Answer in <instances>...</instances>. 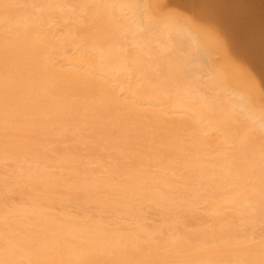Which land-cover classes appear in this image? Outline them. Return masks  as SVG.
Returning a JSON list of instances; mask_svg holds the SVG:
<instances>
[{"label":"bare ground","instance_id":"6f19581e","mask_svg":"<svg viewBox=\"0 0 264 264\" xmlns=\"http://www.w3.org/2000/svg\"><path fill=\"white\" fill-rule=\"evenodd\" d=\"M158 1L0 0V130L21 134L0 135V162L21 172L19 194L113 210L150 201L166 216L126 232L49 215L37 201L5 224L0 209V264H264V102L228 70L233 53L264 69V0H169L187 19ZM68 127L127 155L63 184L48 161L74 174L84 164L47 134ZM179 163L191 170L184 186L166 174ZM185 212L202 228L189 231Z\"/></svg>","mask_w":264,"mask_h":264},{"label":"rangeland","instance_id":"374dc122","mask_svg":"<svg viewBox=\"0 0 264 264\" xmlns=\"http://www.w3.org/2000/svg\"><path fill=\"white\" fill-rule=\"evenodd\" d=\"M168 1L169 0H159L158 1L159 6L163 9L162 14H165V15L170 14L173 16L178 15L177 17H179L181 19H183L185 17H186L185 19H187L189 17V14H188L189 12L187 13L185 8L180 6L181 4L169 1V5H168ZM33 7L34 6L31 5L30 7H27L26 9L28 11H30V10L32 11ZM14 8H16V9L22 8V6L21 7L14 6ZM32 12H34V11H32ZM29 17H31V16H29ZM17 26L18 25L13 24L12 26H10V29L15 28ZM238 54H240L241 56ZM238 54L233 53L235 60L232 59L236 65V67H235V65L232 67H231V64L228 65L229 66L228 70L230 69V71H231V72L229 71L230 74L232 73L233 69H234L233 70L234 72L232 74L237 75V76H238V74L240 75V73L242 71L243 76L240 75L239 78L244 77L246 82H248V80H249V79L247 80V78H250V80L253 81L252 83L255 84V87H258V88H256L257 89L256 92L257 93L259 91L261 92V93L259 92L257 96H259V97L261 96V98L263 99L262 101L264 102V75H263L264 69L262 68V70H263L262 71L259 68V66L254 61H251L248 57H246L245 54H243V53H238ZM219 56L220 55L215 56L214 59H216V60L220 59L221 56L220 57ZM235 68H236V70L238 68L240 70L238 69V71H236V73H235ZM244 74H245V76H244ZM251 77H253L254 80ZM79 134L83 135L86 138L88 136L87 140L82 141V143H85V144L80 145V144L72 141L74 139H77V136ZM91 134H92L91 131L84 132L78 127H68L67 130L65 131L64 135H59V134L52 133V132L48 133L47 138H50V141L53 142L52 146H51L52 148H54V149L59 148L62 151L66 150L68 148H75V147L78 149V153H79L80 157L82 158L81 162L84 164L83 169H82V167L79 169H80V171L82 170L85 174H82V171L80 173L79 169L77 171L78 174L77 173L74 174V171H76V169L74 170V168H75L74 164L58 165L53 161H48V168L46 169V171L53 173L54 175H57L58 177H61L62 180L60 178L59 179L62 181L63 184H69L71 179L72 180H75L78 178L89 179L91 177L90 174L92 172H97L98 170H100L101 165H108L107 167H109V165L111 166L114 163L115 158H125L126 157L127 154L123 151H121V153L118 151L115 154L112 151H108L109 144L107 142H102L101 145L97 146L96 144H94L95 142L91 138L92 137ZM0 135H3V136L4 135H9V136L11 135L10 139H15V138H18L21 134L18 131H13V130H8L6 132L3 130H0ZM66 135H67V137H64ZM89 146L95 147L98 150V152H99L98 155L100 157L96 155L92 160H89L87 157L89 154V150L87 149V147H89ZM62 153L65 154L66 152H62ZM115 155H116V157H115ZM24 161H25V163L22 161L21 163H23V164L20 163L21 165L19 164V166L28 167V168H30V166L31 167L34 166V164H32V162L31 163L28 162L29 160L28 161L24 160ZM26 161L28 163H26ZM129 162H131V160H129ZM25 164H28V166ZM175 167L177 168V170L175 172H173V173H166L165 172V173L170 174L171 175L170 178L173 181L175 180L176 183H178V180L180 181L181 176H183L187 172L191 171L186 167V165L184 163L183 164L179 163L178 165H175ZM153 169H154L153 170L154 172L160 171L159 168H153ZM104 171H103V173H104ZM20 173L21 172H19L17 170V167L12 160L0 162V209H3L5 211V215H1V216H4V218L6 219L5 222L4 221L2 222L4 224L10 222L9 219H11V218H20L23 214L21 212H23V210L29 211L30 210V206H29L30 203H33L35 201H37L38 204L43 208V210L49 215H57V216L62 217L65 214H70V216L73 219L78 220V222H81L84 225H86V224L91 225L95 222H103L104 226L108 227L109 229H113V230L123 229L126 232L133 231L135 229L136 224L139 222L145 224L147 226V228H149L153 224L156 226H160L159 222L163 223V221L166 219L165 213H163L162 208L160 206H156L155 204H153L150 201H144L139 206H137V205H134V206L125 205L126 207H124V205H122L123 208L129 209V210H133L136 207H139L142 209V212H140L139 215L132 216L130 213L124 214L122 212V207L117 208L118 210L117 209L113 210L110 207L101 206V204L94 201V199L91 201H88V200H84V199H77V198L69 197L67 199L60 200L59 203L51 204V201L49 200V198H47V196L43 192H34L28 196H21L18 192L20 190V187L14 185L16 183V180L19 179V175H21ZM159 173L157 174L158 176H160ZM100 176L102 177V176H104V174L100 173ZM193 179L188 180L189 184L190 183L193 184V181H194ZM122 180H124V178ZM190 181H192V182H190ZM179 183L181 186H184V184H185L184 183L182 185L181 182H179ZM192 184H190L191 188L193 187ZM180 185H177V186L179 188H181ZM64 191H66V189H64ZM72 192H74V191H72ZM171 192L173 193V191H171ZM79 194H83V193L80 192ZM55 197L60 199L61 196L56 195ZM102 198L106 199L103 196H102ZM184 215H186V216H184L186 218H184V221L182 223L184 224L186 222L190 227H192L191 229L189 227V229H190V230L188 229L189 231H196L197 232L200 228H202V225H204V224H196L197 221L193 222L194 224L192 223L193 220L191 219L190 216L192 215V217H194L193 213L188 215V212H185ZM261 225L264 226V224H261ZM3 228H7V226L5 225ZM0 237H1V234H0ZM259 242L260 241H257V242H254L253 244H257Z\"/></svg>","mask_w":264,"mask_h":264}]
</instances>
